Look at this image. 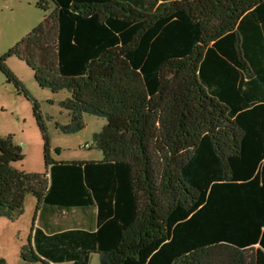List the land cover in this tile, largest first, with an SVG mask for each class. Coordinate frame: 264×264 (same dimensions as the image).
<instances>
[{
  "label": "trees",
  "instance_id": "16d2710c",
  "mask_svg": "<svg viewBox=\"0 0 264 264\" xmlns=\"http://www.w3.org/2000/svg\"><path fill=\"white\" fill-rule=\"evenodd\" d=\"M48 13L0 71L32 103L43 172L0 134V217L31 193L22 264H264V0H38ZM67 90L69 122L106 118L98 160H55L38 101L8 68ZM90 147V145H89ZM45 208V211H44ZM78 209L85 227L47 231L46 213ZM0 264H8L0 256Z\"/></svg>",
  "mask_w": 264,
  "mask_h": 264
},
{
  "label": "rangeland",
  "instance_id": "374dc122",
  "mask_svg": "<svg viewBox=\"0 0 264 264\" xmlns=\"http://www.w3.org/2000/svg\"><path fill=\"white\" fill-rule=\"evenodd\" d=\"M38 0H0V54L6 52L48 13L36 6ZM8 68L22 81L29 94L39 105L49 136L50 154L55 160H98L102 151L96 148L93 134L101 130L106 118L84 113V127L75 133H63L56 123L69 122V113L60 101L69 92H51L40 87L34 79L33 70L25 61L10 56ZM0 134L12 135L13 142L20 146L23 160L15 163L17 168L28 172H43V138L32 111V103L12 83L6 81L0 71ZM89 144L90 147H82ZM36 198L27 194L23 212L13 219L0 217V256L8 264H22L20 247L27 243L34 213ZM84 213L79 211V216ZM85 218V214H84ZM99 255L91 253L89 264H98ZM69 264V263H62Z\"/></svg>",
  "mask_w": 264,
  "mask_h": 264
},
{
  "label": "crops",
  "instance_id": "0c3cea01",
  "mask_svg": "<svg viewBox=\"0 0 264 264\" xmlns=\"http://www.w3.org/2000/svg\"><path fill=\"white\" fill-rule=\"evenodd\" d=\"M45 211V208H44ZM47 217H45L44 212H42L36 220L34 221V225L37 227H41L46 229L47 231L51 230H60V229H68V228H75V227H85V222L83 215L79 216L78 209H70V210H63L51 213H46ZM87 226V225H86ZM88 227V226H87ZM30 234V232H29ZM28 234V236H29ZM27 236V239H28ZM5 259V258H4Z\"/></svg>",
  "mask_w": 264,
  "mask_h": 264
},
{
  "label": "built area",
  "instance_id": "2783aa9c",
  "mask_svg": "<svg viewBox=\"0 0 264 264\" xmlns=\"http://www.w3.org/2000/svg\"><path fill=\"white\" fill-rule=\"evenodd\" d=\"M82 147H89V144H84L82 145Z\"/></svg>",
  "mask_w": 264,
  "mask_h": 264
}]
</instances>
